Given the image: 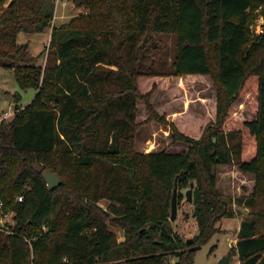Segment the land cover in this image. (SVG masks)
<instances>
[{"label": "trees", "instance_id": "1", "mask_svg": "<svg viewBox=\"0 0 264 264\" xmlns=\"http://www.w3.org/2000/svg\"><path fill=\"white\" fill-rule=\"evenodd\" d=\"M68 1L87 14L54 25V0H0V66L13 70L19 88L36 90L0 120V199L13 220V233L0 232V264H192L215 222L238 214L231 252L238 264H264V29L249 30L257 9L264 18V0ZM47 29L41 65L17 35ZM163 51L171 54L164 71L152 58ZM200 75L215 82L214 119L196 112L169 122L185 150L137 151V100L156 87L144 93L139 79ZM249 84L255 110L243 129L255 145L247 157L243 129L224 124ZM205 117L197 133L186 123ZM218 164L253 174L251 193L221 194ZM45 170L61 183L49 189ZM175 181L177 202L193 182L191 243L169 221Z\"/></svg>", "mask_w": 264, "mask_h": 264}, {"label": "rangeland", "instance_id": "2", "mask_svg": "<svg viewBox=\"0 0 264 264\" xmlns=\"http://www.w3.org/2000/svg\"><path fill=\"white\" fill-rule=\"evenodd\" d=\"M55 10L52 23L59 25L67 23L72 19L78 18L81 14H87L88 9L84 6H76L68 0H54ZM264 18L260 11H255V16L249 25L251 34L259 33L264 29ZM50 37V30L42 32H19L17 42H26L31 55L37 57V63L44 65V53L47 49ZM167 51L172 47V40L164 38ZM163 51L160 55H152L157 70L164 71L167 67L166 61L170 57ZM149 62V60H148ZM156 83V87L148 99L138 98L136 113V129L134 133V147L137 151L148 152L152 150L166 149L176 152L187 149V145L179 142H173L169 122L175 117H179L181 123L190 115H197L196 112L203 113L213 120V110L216 103L217 89L215 82L210 75L194 76H162L152 78H140L139 84L141 91L146 92L151 85ZM20 94V99L15 100L14 94ZM36 93L34 88L21 89L16 83L12 69L0 66V119L6 116V112L11 115L15 112L16 107H22L32 100ZM148 105L159 116H164L168 123L153 119ZM255 110V94L249 85H246L239 97L232 104L229 116L224 124V129H243V122L253 117ZM9 114V115H10ZM187 114H189L187 116ZM205 118H199V121L189 119L186 123L192 124L194 132L197 133V125L204 122ZM245 134L244 151L245 156L250 157L254 154V140L243 129ZM213 173L216 176L217 190L227 197L246 196L251 193L255 183V176L250 173L242 172L234 164H218L215 166ZM61 180V178H60ZM183 200L177 202V216L175 220L169 221L172 227L180 231L182 237L191 238L194 235L193 228L189 224V215L191 214L192 205L186 200L185 192L182 190ZM109 201L101 199L99 205L106 208ZM234 205V204H233ZM12 216V213H9ZM242 215L234 217H222L215 222L216 232L203 245H201L193 254L192 264H219L218 261L227 255L236 241V229L241 222ZM11 222L13 220L11 219ZM108 227L114 232L116 238H124L123 229L117 224L108 222ZM237 240V239H236ZM237 255L231 254L228 264H236ZM175 262L170 258V264Z\"/></svg>", "mask_w": 264, "mask_h": 264}, {"label": "water", "instance_id": "3", "mask_svg": "<svg viewBox=\"0 0 264 264\" xmlns=\"http://www.w3.org/2000/svg\"><path fill=\"white\" fill-rule=\"evenodd\" d=\"M215 140V139H213ZM214 168H212V173L214 171ZM44 179L46 180L47 186L49 189H53L56 186H58L61 183L60 177L53 173L50 170H45L44 174ZM192 187H193V182L190 183V187L186 190L185 195H186V200L187 201H191L192 200ZM244 213L247 214L248 210L245 209ZM177 216V183L176 181L174 182V186H173V191H172V197H171V212H170V220L173 221L175 220ZM188 243L192 242V238H188L187 239ZM231 250L227 253L226 256L222 257L218 263L219 264H228L229 260L231 258Z\"/></svg>", "mask_w": 264, "mask_h": 264}, {"label": "built area", "instance_id": "4", "mask_svg": "<svg viewBox=\"0 0 264 264\" xmlns=\"http://www.w3.org/2000/svg\"><path fill=\"white\" fill-rule=\"evenodd\" d=\"M9 114H10L9 112H6V116H9ZM6 116H4V117H6ZM17 198H18V200H21L22 197L21 196H18ZM9 213L10 212H6L4 210L3 202L0 199V232L3 231V232L13 233V231L11 230V228L6 225V222H11V219H12V216L9 215Z\"/></svg>", "mask_w": 264, "mask_h": 264}, {"label": "crops", "instance_id": "5", "mask_svg": "<svg viewBox=\"0 0 264 264\" xmlns=\"http://www.w3.org/2000/svg\"><path fill=\"white\" fill-rule=\"evenodd\" d=\"M175 118V116L171 119V120H173ZM240 224V223H239ZM239 224H238V226L237 227H239ZM237 230H238V228L236 229V239H237ZM236 239H235V241H236ZM238 257V256H237ZM236 264H238V258H237V262H236Z\"/></svg>", "mask_w": 264, "mask_h": 264}]
</instances>
